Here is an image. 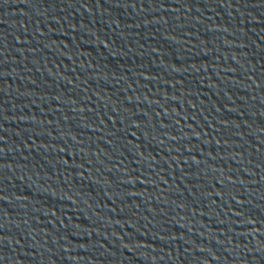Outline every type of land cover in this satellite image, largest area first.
Masks as SVG:
<instances>
[{
    "label": "water",
    "instance_id": "95a60500",
    "mask_svg": "<svg viewBox=\"0 0 264 264\" xmlns=\"http://www.w3.org/2000/svg\"><path fill=\"white\" fill-rule=\"evenodd\" d=\"M0 264H264V0H0Z\"/></svg>",
    "mask_w": 264,
    "mask_h": 264
}]
</instances>
